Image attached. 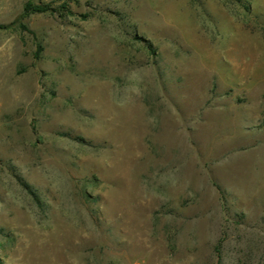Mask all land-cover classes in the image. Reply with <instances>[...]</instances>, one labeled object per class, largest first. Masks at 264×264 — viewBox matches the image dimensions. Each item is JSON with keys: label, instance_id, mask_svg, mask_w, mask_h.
Masks as SVG:
<instances>
[{"label": "rangeland", "instance_id": "1", "mask_svg": "<svg viewBox=\"0 0 264 264\" xmlns=\"http://www.w3.org/2000/svg\"><path fill=\"white\" fill-rule=\"evenodd\" d=\"M0 264H264V0H0Z\"/></svg>", "mask_w": 264, "mask_h": 264}, {"label": "trees", "instance_id": "2", "mask_svg": "<svg viewBox=\"0 0 264 264\" xmlns=\"http://www.w3.org/2000/svg\"><path fill=\"white\" fill-rule=\"evenodd\" d=\"M47 10L48 9L46 7H37L31 4H27V6L25 7L26 13H45Z\"/></svg>", "mask_w": 264, "mask_h": 264}]
</instances>
